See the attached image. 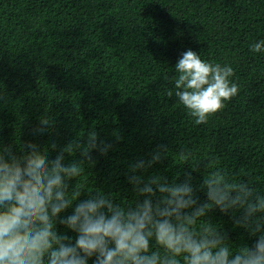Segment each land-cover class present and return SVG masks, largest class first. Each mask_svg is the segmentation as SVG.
Here are the masks:
<instances>
[{
    "label": "trees",
    "instance_id": "obj_1",
    "mask_svg": "<svg viewBox=\"0 0 264 264\" xmlns=\"http://www.w3.org/2000/svg\"><path fill=\"white\" fill-rule=\"evenodd\" d=\"M262 39L264 0H0V145L19 151L31 142L54 159L95 129L112 148L107 155L94 150V163L81 165L71 182L84 191L80 199L100 190L116 203L133 202L130 165L150 160L159 145L168 152L145 178L171 182L179 175L180 182L191 172L199 188L211 161L264 192V53L250 51ZM188 49L231 66L239 86L206 124H195L175 95L167 96L174 85L165 77L177 75L175 65ZM45 114L53 125L41 134ZM182 149L191 153L187 163ZM80 159L77 153L66 163ZM206 219L233 246L256 239L219 209ZM57 229L74 241L71 230Z\"/></svg>",
    "mask_w": 264,
    "mask_h": 264
},
{
    "label": "clouds",
    "instance_id": "obj_2",
    "mask_svg": "<svg viewBox=\"0 0 264 264\" xmlns=\"http://www.w3.org/2000/svg\"><path fill=\"white\" fill-rule=\"evenodd\" d=\"M250 51L264 53V39ZM175 72L165 77L174 85L167 96L175 95L197 125L238 95L231 66L206 62L191 49L182 53ZM52 125L45 114L37 131L44 134ZM111 148L95 129L60 148L54 159L31 142L19 151L0 145V264H89L93 257V264H264V192L211 161L199 188L191 172L180 182L179 175L171 182L160 175L145 178L143 172L167 154L166 145H159L150 160L130 165L133 202L116 203L100 190L80 199L84 191L71 182L82 174L81 165L94 163V150L107 155ZM77 153L79 161L66 163ZM190 156L186 149L179 153L185 163ZM68 209L71 214L62 216ZM215 209L231 214L235 227L256 237L254 243L233 246L227 233L206 219ZM57 224L75 233L74 241Z\"/></svg>",
    "mask_w": 264,
    "mask_h": 264
}]
</instances>
